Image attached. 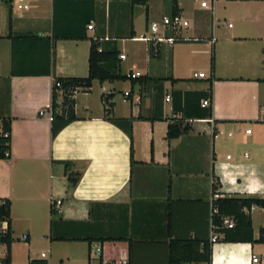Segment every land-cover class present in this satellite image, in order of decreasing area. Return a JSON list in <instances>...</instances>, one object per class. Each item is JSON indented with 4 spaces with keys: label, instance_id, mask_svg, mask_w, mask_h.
<instances>
[{
    "label": "crops",
    "instance_id": "crops-1",
    "mask_svg": "<svg viewBox=\"0 0 264 264\" xmlns=\"http://www.w3.org/2000/svg\"><path fill=\"white\" fill-rule=\"evenodd\" d=\"M201 1L0 0L10 264H169L191 242L210 245V264H264L263 207L243 209L252 242H210L214 197L264 199V0ZM174 11L188 22L164 33L177 40L142 39ZM91 41L115 43L127 79L77 90L76 120L52 137L53 79L86 78ZM109 119L131 120V140Z\"/></svg>",
    "mask_w": 264,
    "mask_h": 264
},
{
    "label": "trees",
    "instance_id": "trees-1",
    "mask_svg": "<svg viewBox=\"0 0 264 264\" xmlns=\"http://www.w3.org/2000/svg\"><path fill=\"white\" fill-rule=\"evenodd\" d=\"M132 4H146V0H128ZM177 11H174L175 15ZM101 48V50H99ZM119 54L114 42H106L100 44L97 41H91L88 56V75L86 78H54L52 85V104H51V136L54 137L60 129L68 123L76 120L74 114V93L81 89L87 90L91 87L94 80L103 82L124 81L126 76L122 75L119 70ZM211 67H214V57L210 60ZM59 84V87L56 86ZM58 94L61 95V102L57 103ZM104 103L109 107V97L104 99ZM110 113V109H106V114ZM117 127L125 124L127 127L123 130L131 140V120L109 119ZM0 132V159H6V153L9 152V128L5 127ZM180 130L175 125H169L167 138H175L180 134ZM5 134H8L6 137ZM9 155V154H8ZM65 163V167H67ZM70 187H74L78 181L79 174L74 172L67 173ZM214 185V190H215ZM217 206V213L212 217V223L216 227L215 233L222 236V241L233 243L252 242V228L250 217L243 212V209H250L253 205L264 208V199L260 198H219L214 201ZM53 205V203H52ZM53 212V211H52ZM10 201L0 199V222L9 221ZM228 217L233 220V227L226 228L222 226L223 218ZM11 234L9 227L6 232L0 235V244L6 246V255L0 259V264H10L9 249L11 245ZM195 244L174 243L170 247L169 264H185L191 262H204L210 264L211 248L208 243L202 247V251L195 250ZM28 264H46L43 261L30 260Z\"/></svg>",
    "mask_w": 264,
    "mask_h": 264
},
{
    "label": "built area",
    "instance_id": "built-area-1",
    "mask_svg": "<svg viewBox=\"0 0 264 264\" xmlns=\"http://www.w3.org/2000/svg\"><path fill=\"white\" fill-rule=\"evenodd\" d=\"M210 1L212 0H204L201 1L200 3V7L201 8H205V9H210ZM13 3L16 6L17 10H25L27 9V4L25 3V0H13ZM188 25V22L180 15V14H175L172 16H165L162 17L161 20L159 21H152L149 24V33L150 36L149 37H145L142 38L144 40L147 41H152L155 43H160V42H169L172 43L175 40H177L176 37L174 36H165V32H169L171 34H175L177 33L179 30H181L182 28L186 27ZM92 24L88 25V29H92ZM124 56H120V58H123ZM139 74H135V75H130L131 77H135L138 76ZM194 77L200 78L203 77L202 73L199 74H194ZM57 87H59V84H56ZM202 105L208 106L209 102L208 100H205ZM261 114L264 115V109L261 110ZM40 116L46 115V112L44 111H40L39 112ZM48 119L51 121L52 119V114L51 112L48 115ZM8 134H5L4 136L6 137ZM6 157H8V153L5 154ZM217 196L214 197V201L216 200ZM57 204H59V202H57ZM217 213V206L215 203L212 204V209H211V226L213 230H216V227L213 225L212 223V217L213 215H215ZM222 226L226 227V228H232L233 227V222L229 219V218H223L222 220ZM8 228V222L2 221L0 222V235H2L3 233L6 232ZM26 236L22 237V240H25ZM219 239V235L217 233H215V231L212 233L210 242L214 243L216 241H218ZM261 239L264 240V234L261 235ZM99 253V249L97 248V254ZM42 256H44V254H42ZM258 261V259L255 256H252V262L256 263ZM94 264H98V262H95Z\"/></svg>",
    "mask_w": 264,
    "mask_h": 264
},
{
    "label": "rangeland",
    "instance_id": "rangeland-1",
    "mask_svg": "<svg viewBox=\"0 0 264 264\" xmlns=\"http://www.w3.org/2000/svg\"><path fill=\"white\" fill-rule=\"evenodd\" d=\"M154 5H157V3H155ZM21 249H22L21 247H17V250H18L19 253L22 252ZM4 250H5V246L4 245L3 246L0 245V256L2 255V253H4Z\"/></svg>",
    "mask_w": 264,
    "mask_h": 264
}]
</instances>
